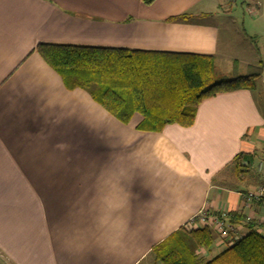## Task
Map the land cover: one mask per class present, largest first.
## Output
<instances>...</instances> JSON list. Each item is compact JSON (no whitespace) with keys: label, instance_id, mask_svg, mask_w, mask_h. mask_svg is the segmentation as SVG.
<instances>
[{"label":"crops","instance_id":"0c3cea01","mask_svg":"<svg viewBox=\"0 0 264 264\" xmlns=\"http://www.w3.org/2000/svg\"><path fill=\"white\" fill-rule=\"evenodd\" d=\"M256 6L264 39V0ZM229 11L222 0H0V264H156L154 247L204 209L264 223V202L243 196L255 178L229 168L250 154L258 173L255 90L217 93L191 125L147 131L140 113L126 124L88 91L67 89L36 50L209 54L232 75L264 67Z\"/></svg>","mask_w":264,"mask_h":264},{"label":"trees","instance_id":"16d2710c","mask_svg":"<svg viewBox=\"0 0 264 264\" xmlns=\"http://www.w3.org/2000/svg\"><path fill=\"white\" fill-rule=\"evenodd\" d=\"M183 18L186 14L175 17ZM36 50L67 89L88 91L126 124L140 113L138 128L147 131H161L171 123L189 126L203 99L237 89L255 90L256 78L264 73L263 66L251 65L243 75L219 78L215 57L201 53L52 42H41ZM252 162V155L241 153L229 168L236 177L255 178L256 185H262L264 175L258 172L259 177ZM227 221L247 230L233 244L214 247L218 233L208 226L183 227L154 247L156 264H264V223L239 212L227 214Z\"/></svg>","mask_w":264,"mask_h":264},{"label":"rangeland","instance_id":"374dc122","mask_svg":"<svg viewBox=\"0 0 264 264\" xmlns=\"http://www.w3.org/2000/svg\"><path fill=\"white\" fill-rule=\"evenodd\" d=\"M225 1V2H224ZM222 0L226 4L227 8H230L231 15L237 22L238 38L243 39L258 48V56L263 61L264 65V39L260 36V10H256L257 3L260 4V0ZM256 6V7H255ZM249 32L253 34L254 38L249 40L247 38ZM251 34V35H252ZM252 35V36H253ZM261 48V52H260ZM219 65V64H218ZM217 76L219 78H229L232 74L227 73L226 67L221 64L217 67ZM255 93L258 102L260 103L262 110L264 111V73L256 78L255 81ZM247 231V230H245ZM218 249L212 250L211 254Z\"/></svg>","mask_w":264,"mask_h":264},{"label":"built area","instance_id":"2783aa9c","mask_svg":"<svg viewBox=\"0 0 264 264\" xmlns=\"http://www.w3.org/2000/svg\"><path fill=\"white\" fill-rule=\"evenodd\" d=\"M257 171L264 175V154L258 163ZM243 196L247 204L261 201L264 197V184L252 187ZM199 226H208L214 229L218 233L221 242H226L229 245L233 244L243 235L241 232L243 226L228 222L225 210H218V213H209L204 209L198 215L192 217L186 223L185 228L190 229ZM260 231H263V228H260Z\"/></svg>","mask_w":264,"mask_h":264}]
</instances>
